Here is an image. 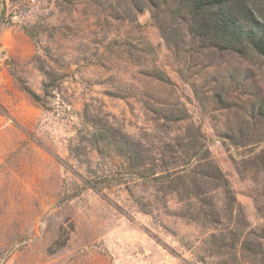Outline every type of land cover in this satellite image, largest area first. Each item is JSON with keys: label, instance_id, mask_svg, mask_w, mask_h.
I'll return each mask as SVG.
<instances>
[{"label": "rangeland", "instance_id": "1", "mask_svg": "<svg viewBox=\"0 0 264 264\" xmlns=\"http://www.w3.org/2000/svg\"><path fill=\"white\" fill-rule=\"evenodd\" d=\"M188 12L0 0V264H264V53Z\"/></svg>", "mask_w": 264, "mask_h": 264}, {"label": "trees", "instance_id": "2", "mask_svg": "<svg viewBox=\"0 0 264 264\" xmlns=\"http://www.w3.org/2000/svg\"><path fill=\"white\" fill-rule=\"evenodd\" d=\"M189 8L196 31L211 30L214 39L224 46L246 42L264 53V24L250 11L236 12L232 0H182ZM198 29V30H197Z\"/></svg>", "mask_w": 264, "mask_h": 264}]
</instances>
